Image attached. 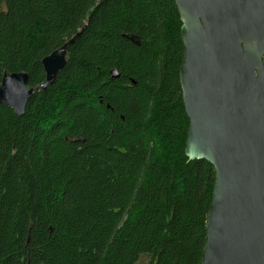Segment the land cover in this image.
I'll return each instance as SVG.
<instances>
[{
  "label": "trees",
  "instance_id": "trees-1",
  "mask_svg": "<svg viewBox=\"0 0 264 264\" xmlns=\"http://www.w3.org/2000/svg\"><path fill=\"white\" fill-rule=\"evenodd\" d=\"M181 27L175 0H0V84L36 89L0 104V264L202 263L216 172L186 155Z\"/></svg>",
  "mask_w": 264,
  "mask_h": 264
},
{
  "label": "water",
  "instance_id": "water-1",
  "mask_svg": "<svg viewBox=\"0 0 264 264\" xmlns=\"http://www.w3.org/2000/svg\"><path fill=\"white\" fill-rule=\"evenodd\" d=\"M175 3L184 44L186 155L210 162L216 172L201 264H264V0ZM80 34L43 59L41 90L65 68ZM29 81L25 71H4L0 104L22 116L36 90Z\"/></svg>",
  "mask_w": 264,
  "mask_h": 264
},
{
  "label": "rangeland",
  "instance_id": "rangeland-1",
  "mask_svg": "<svg viewBox=\"0 0 264 264\" xmlns=\"http://www.w3.org/2000/svg\"><path fill=\"white\" fill-rule=\"evenodd\" d=\"M145 255H146V256H145ZM145 255L141 258V260L139 261L138 264H149V262H150V257L147 256V254H145Z\"/></svg>",
  "mask_w": 264,
  "mask_h": 264
}]
</instances>
